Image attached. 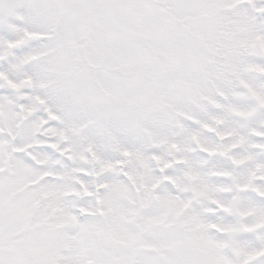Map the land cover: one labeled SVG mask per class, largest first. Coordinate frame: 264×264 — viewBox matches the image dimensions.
Here are the masks:
<instances>
[{
    "label": "snow or ice",
    "instance_id": "obj_1",
    "mask_svg": "<svg viewBox=\"0 0 264 264\" xmlns=\"http://www.w3.org/2000/svg\"><path fill=\"white\" fill-rule=\"evenodd\" d=\"M0 264H264V0H0Z\"/></svg>",
    "mask_w": 264,
    "mask_h": 264
}]
</instances>
